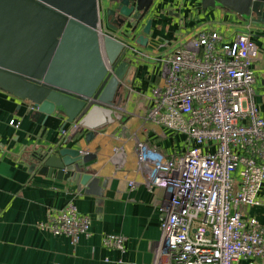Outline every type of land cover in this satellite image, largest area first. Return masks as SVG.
Instances as JSON below:
<instances>
[{"label": "crops", "instance_id": "crops-1", "mask_svg": "<svg viewBox=\"0 0 264 264\" xmlns=\"http://www.w3.org/2000/svg\"><path fill=\"white\" fill-rule=\"evenodd\" d=\"M99 2L103 12L108 0ZM148 19L153 20L148 44L136 45L151 57L169 53L178 41L205 29L219 30L230 37L236 32L250 33L260 48L254 71L257 103L264 115V24L221 4L204 8L201 0H155L137 35ZM127 59L131 66L128 81L120 88L119 104L126 111L115 109L112 119L94 130L92 138L86 139L85 129L68 145L97 156L87 166L100 178V184L107 180L101 201L98 196L79 191L69 180L40 173V167L30 170L34 150L61 144L71 130L61 131L65 116H38L28 100L0 88V264H154L158 259L168 193L143 183L135 145L142 140L170 153L183 151L186 141L184 136L142 118L153 89L162 84L160 61L139 59L132 52ZM259 197L260 205L244 207V211L264 224V186ZM69 200L91 218V234L77 241L41 226L50 212ZM109 233L124 238V250L103 244L104 235ZM240 264H264V259L248 258Z\"/></svg>", "mask_w": 264, "mask_h": 264}, {"label": "built area", "instance_id": "built-area-1", "mask_svg": "<svg viewBox=\"0 0 264 264\" xmlns=\"http://www.w3.org/2000/svg\"><path fill=\"white\" fill-rule=\"evenodd\" d=\"M99 32L124 43L136 58L160 61L162 84L153 89L142 118L186 141L183 151L170 153L142 140L135 145L143 183L168 193L162 249L154 264L264 259V224L244 211L261 204L264 186V115L254 71L260 48L251 34L230 37L205 29L178 41L169 53L151 57L131 37L104 28ZM41 226L73 241L91 234L90 216L73 200L50 212ZM103 244L124 250L125 240L109 233Z\"/></svg>", "mask_w": 264, "mask_h": 264}, {"label": "water", "instance_id": "water-1", "mask_svg": "<svg viewBox=\"0 0 264 264\" xmlns=\"http://www.w3.org/2000/svg\"><path fill=\"white\" fill-rule=\"evenodd\" d=\"M155 0H0V88L28 100L39 116L63 115L61 131L76 123L62 141L37 148L30 170L73 182L85 194L103 196L87 166L97 156L69 143L85 129L86 139L112 119L121 102L122 82L128 81L129 48L100 28L120 31L147 46L153 20L137 29ZM204 8L221 4L264 24V0H201ZM105 17V21L103 20Z\"/></svg>", "mask_w": 264, "mask_h": 264}, {"label": "rangeland", "instance_id": "rangeland-1", "mask_svg": "<svg viewBox=\"0 0 264 264\" xmlns=\"http://www.w3.org/2000/svg\"><path fill=\"white\" fill-rule=\"evenodd\" d=\"M144 121V120H143ZM148 123V122H147Z\"/></svg>", "mask_w": 264, "mask_h": 264}]
</instances>
